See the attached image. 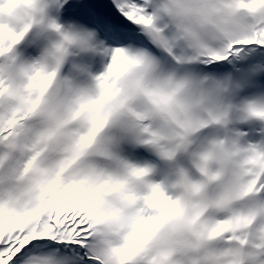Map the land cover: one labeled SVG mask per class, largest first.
I'll return each instance as SVG.
<instances>
[{
    "label": "snow or ice",
    "instance_id": "snow-or-ice-1",
    "mask_svg": "<svg viewBox=\"0 0 264 264\" xmlns=\"http://www.w3.org/2000/svg\"><path fill=\"white\" fill-rule=\"evenodd\" d=\"M0 264H264V0H0Z\"/></svg>",
    "mask_w": 264,
    "mask_h": 264
}]
</instances>
